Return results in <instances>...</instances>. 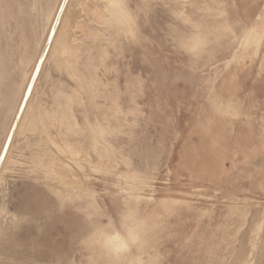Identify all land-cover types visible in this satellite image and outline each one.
Returning a JSON list of instances; mask_svg holds the SVG:
<instances>
[{"label":"rangeland","instance_id":"rangeland-1","mask_svg":"<svg viewBox=\"0 0 264 264\" xmlns=\"http://www.w3.org/2000/svg\"><path fill=\"white\" fill-rule=\"evenodd\" d=\"M102 1L84 0L72 14L76 26L68 36L72 32L73 42L82 40L78 67L89 79L84 55L90 53L99 91L93 99L90 92L83 93V104L73 105V112L80 124L85 118L103 122L116 104L121 118L128 110L133 112V125L104 135V146L116 151L117 165L110 172H95L86 163L82 170L72 168L84 188L79 192L82 198L73 201L61 202L67 193L63 187L32 167L30 153L33 143L38 145L37 135L23 133L15 138V164L0 167V264H90L93 253L80 242L82 229H91V221L119 226L128 207L136 208L141 220L155 221L150 252L158 253L162 264H233L237 254L249 248V238L258 246L253 264H264V226L259 236L250 231L253 216L260 218L257 213L264 209V33L256 55H246L237 64L231 61L238 52L235 34L256 18L264 0H125L127 7L120 0L123 28H131L127 8L135 16L134 37L117 35L107 24L96 23ZM32 2L0 1V11L8 6L17 17V24L16 17L5 27L0 23V54L10 72L16 58L17 25L25 33L27 52L33 51ZM58 2L53 3L55 9ZM18 4L27 10L26 16ZM185 15L189 21L183 19ZM193 23L205 31L227 24L232 32L214 30L197 54L187 47ZM7 32L12 33L11 42ZM89 32L96 39H87ZM72 47L69 44L64 54L58 52L60 64ZM10 74L19 81L15 70ZM75 85L49 61L31 106L42 98L41 111L52 109L56 89L69 91ZM212 90L233 98L240 114L230 118L213 112ZM77 95L62 99V105L73 100L79 104ZM6 98L8 103L0 104V144L13 100L10 94ZM207 116L213 117L214 127L202 140ZM52 134L57 130L52 129ZM192 146L198 147L194 156L189 153ZM52 167L60 177L71 168L59 162ZM128 175L138 179H126ZM91 202H97L103 214L85 219L81 208ZM241 209L247 210L245 220Z\"/></svg>","mask_w":264,"mask_h":264},{"label":"bare ground","instance_id":"bare-ground-1","mask_svg":"<svg viewBox=\"0 0 264 264\" xmlns=\"http://www.w3.org/2000/svg\"><path fill=\"white\" fill-rule=\"evenodd\" d=\"M0 1L3 3V0ZM56 1L59 2L55 9L53 3ZM83 1L84 0H43V2H41L39 0H33L30 9L36 13V18L30 24L31 33L34 35L32 53L27 52V45L24 43L25 33L21 29V26L17 25L15 28L18 31V40L15 44L16 58L13 60V70L17 72L19 81L12 80L10 73L13 70L10 72V70L7 69L0 54V104L8 103L6 94L7 97L10 94L13 99L12 107L8 105L6 119L2 124L3 140L0 144V167H5L6 163L10 165L15 164L16 159H14V156L12 155V149L14 148V141L17 136H20V134L24 135L23 133H27V135L36 134L37 144L40 146L38 147L36 142L33 143L34 148L31 149L30 153L31 161L33 163L32 167H37L47 178H49L50 181L63 187V190L67 193L62 195L61 202L67 200L73 201L75 198H82V194L79 192L84 190L82 187L83 183L78 178L77 170L76 172H70L73 167L82 170L84 168L83 163H86L89 168L99 173L104 172V170L110 172V168L116 167V151L111 150L110 152V150L104 146V135L121 132L123 127L130 128L134 122L132 117L133 112L128 110L125 118H121L120 114L122 113V110L119 105L116 104H114L112 108L113 113L110 116L104 117L103 122L96 119L91 123L85 118L80 124L73 112V105L76 104L81 106L83 104V93L87 94V92H90V97L92 99L99 94L96 81L93 79L94 75L93 67L91 66L92 61H90V53L84 55L86 61L84 66L90 74L89 79H87L84 72L78 67V59L81 56L79 50L82 40L79 42H73L71 37H69L72 35V32H70L71 34L69 33L68 36V31L76 26V21L72 20V14L77 10L76 7L79 8L82 5ZM119 1L120 0H103V4H99V9L101 6V10H97L100 15H98L96 23L107 24L109 27L113 28L117 35L134 37L136 35L135 16L132 15L127 8L126 13L129 16L128 21L131 28L129 30H127L128 27L126 29L123 28L120 6H113L114 4H118ZM122 1L126 5V1ZM144 1V3H146L147 0ZM73 2L75 8L73 11L71 9L69 12V8ZM17 8L22 15L26 16L27 10H23L20 4L17 5ZM0 12V23L3 27H5L6 24L10 25L8 23L9 19L16 17V14H14L12 9L8 6H2ZM217 14L220 13L218 12ZM182 17L185 21H189L188 15ZM15 19L17 24V17ZM60 21L61 23L58 25L57 35L54 41H52V35ZM192 26L194 32L189 40H187V47L195 50L197 54L199 51L204 50L206 41L210 35H213L214 30L220 31L228 29L232 32V28L227 24L218 23L216 27L209 29V31H205L196 23H193ZM207 28H209V26H207ZM7 33L9 35L7 41L11 42L12 33ZM91 33L92 32H89L87 34L88 36L86 35L87 39H96L97 35H92ZM263 33L264 5L261 11L256 14V18L251 19L249 25L244 27L239 35L235 34V37L237 38L238 52H236V54L234 53L231 61L237 64L240 63L246 55H256L263 39ZM36 35L37 37H35ZM50 40L53 42L51 46H49ZM40 44H42L41 47ZM69 44L73 46L72 50H70L67 57H65L63 63L60 64L59 61H61L60 59L62 56L60 54L57 56L58 52L60 51L61 54H64L69 48ZM7 47L8 44L6 45V48ZM54 56L57 57L55 58ZM103 56H105V53H103L100 58L102 59ZM75 57L77 58L74 59ZM49 61H53L55 69L65 71V73L76 82V85L70 87L69 91H66L64 88H57L52 96L53 101L56 104L55 107L52 109L45 107L46 110L41 111V108L44 107L42 104V98L38 100V103L36 101L33 107L31 105L34 103V95L37 93L38 82L44 67ZM5 88L8 90V93L4 95L3 89ZM73 93L79 95L81 102L77 104V102L73 100L68 103L69 106L62 105L61 100L68 98L69 101V98ZM15 96H18L17 101H15ZM209 102L212 111L217 112L222 117L228 116L232 118L240 114L239 107L235 105L233 98L226 99L222 93L216 92L215 90L210 92ZM213 122L215 121L212 116L206 117L202 129V140L206 138L207 134L212 132L214 127ZM52 129L57 130L56 135L52 134ZM69 135L73 138L71 139ZM50 145L55 150H52ZM36 147L39 149L36 150ZM197 151L198 147L192 146L189 153L194 156L197 154ZM53 162H59V164L63 166H70L71 168H68L70 170L66 171L71 174H63L60 177V174H57L52 169ZM125 178L131 179L132 181L138 179L135 175H128ZM135 199L137 200L138 196H135ZM81 209L82 216L85 219H88L95 214H103L101 213L100 205L97 202H91L88 205L82 206ZM258 214L260 215V218H254L253 216L252 226L250 228L254 237L259 236V233L263 231L264 226V209L258 212L257 215ZM121 216L122 219L119 226L114 225L110 221L107 226H102L97 222L91 221V229H82L80 242L88 248H91L93 253L90 257L89 263L162 264L159 260V254L156 252H150V250L153 249L152 244L149 243L150 236L153 235L150 232H152L151 228L156 225L155 221L141 220L136 208L131 207H128ZM246 216L247 210L241 209V220H245ZM129 233L134 234L136 237V242L131 245H127L126 241V237ZM245 239L246 238H244V240ZM121 244H125L126 247L119 253L114 251V249L120 247ZM132 247H134V250H131ZM257 248V244L252 238L251 240L249 238V248L240 251L235 257L233 264H253L254 250H257Z\"/></svg>","mask_w":264,"mask_h":264},{"label":"snow or ice","instance_id":"snow-or-ice-1","mask_svg":"<svg viewBox=\"0 0 264 264\" xmlns=\"http://www.w3.org/2000/svg\"><path fill=\"white\" fill-rule=\"evenodd\" d=\"M113 6H120L118 4H114ZM126 241H127V245H131L134 244L136 242V237L134 234L129 233L126 237ZM126 245L125 244H121L120 247H117L116 249H114V251H116L117 253H119L123 248H125Z\"/></svg>","mask_w":264,"mask_h":264}]
</instances>
